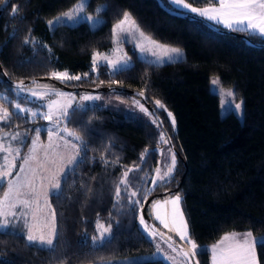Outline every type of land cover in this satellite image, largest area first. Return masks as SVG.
<instances>
[{
  "label": "trees",
  "instance_id": "1",
  "mask_svg": "<svg viewBox=\"0 0 264 264\" xmlns=\"http://www.w3.org/2000/svg\"><path fill=\"white\" fill-rule=\"evenodd\" d=\"M75 1L8 0L4 4L0 11V69L4 73L0 70V92L10 89L13 80L50 79L51 72L62 69L82 77L79 81L61 82L73 89L113 86L109 91L125 97L135 95L133 91L143 92L145 103L137 97L160 118L166 138L171 137L170 143L177 150L173 181L159 186L150 199L154 192L173 187L180 180L176 190L181 192V207L197 244L212 243L232 231L264 233V38L245 31L218 32L195 15L168 5L166 0L161 1L184 14L168 12L157 0H88L89 12L107 5V11L100 13V25L90 28L81 23L50 30L46 20ZM185 1L195 6L210 3ZM13 4L18 7L16 17L11 15ZM124 11L131 13L140 29L151 37L180 46L182 59L155 67L133 55L134 67L130 71L113 74L104 63L93 71V52L112 47L111 25ZM25 37L35 38L37 43L25 44ZM245 37L262 44H250ZM213 74L221 85L231 86L234 96L243 101L240 119L229 112L219 114L218 95L208 88ZM12 99L23 100L15 96ZM153 99L161 101L173 114L174 130L162 111L152 105ZM0 107L15 112L6 102ZM73 108L76 111L69 109L73 114L65 123L86 143L87 155L86 162L62 180V194H50L60 232L55 256L27 246L17 232L15 239L0 236V264H57L58 257L66 258V264H87L140 256L152 249L151 240L137 223L138 213L130 212L124 201L120 209H114L113 204L116 184L124 170L139 165L142 170L130 173L129 179L144 177L146 173L151 177L162 128L152 124L149 117L123 108L94 103ZM40 120L30 122L14 115L9 124L0 123V129L29 133ZM146 148L150 155L142 162L140 156ZM101 156L109 161L108 165ZM132 182L137 187H151L144 180ZM3 186L4 183L0 194ZM97 219L106 226L112 224V237L94 249L91 237L97 235ZM255 247L258 264H264V239L256 240ZM202 249L205 251L197 260L208 264L209 252ZM132 261L168 264L159 257Z\"/></svg>",
  "mask_w": 264,
  "mask_h": 264
},
{
  "label": "snow or ice",
  "instance_id": "2",
  "mask_svg": "<svg viewBox=\"0 0 264 264\" xmlns=\"http://www.w3.org/2000/svg\"><path fill=\"white\" fill-rule=\"evenodd\" d=\"M7 2L8 0H0V5L6 4ZM167 3L176 9H185L216 23L223 24L232 31H245L250 35L264 38V0H210V6L203 8L192 7L185 0H167ZM87 7L88 0H78L67 12L60 14L52 20H48L47 24L49 29L55 30L58 27H71L72 25H79L81 23H87L90 28H96L103 21L100 13L107 11V5L98 7L95 10V16L86 14ZM11 15L13 17L18 15V7L14 4L11 7ZM12 38H15V33H13ZM112 40L116 45L112 49L115 59H110L109 56L99 52H93V71L101 67L100 61L104 62L105 67H110L113 74L130 71L134 65L128 53L124 52L120 47L121 44L125 43H132L134 50H139V58L148 66L160 67L165 64L179 62L182 59V52L179 48L161 44L150 36H147L140 29L132 14L127 11L113 25ZM24 43L35 45L37 41L35 38L29 39V37H25ZM44 47H47V45H44ZM149 56L151 59L148 58ZM87 75L85 73L84 77H87ZM51 78L61 82L70 80L79 81L82 79L81 76L70 75L66 71L53 72L51 73ZM212 84L214 86L219 85V78L214 79ZM32 85H35V87L25 85L24 81L21 80L15 83L10 89L6 88L4 92H0V103L6 102L15 109L13 113L9 112L8 107H0V123L9 124L15 115L17 118H24L30 122H35V119L39 118L53 124V128L51 129L36 128L32 130L35 132V137L31 140L29 154L23 157L14 179L8 178L12 177V170L16 168L15 161L21 156V147L26 146L28 130H25L23 133L3 132V135H0V185L5 180L8 183V191L0 199V236H11L15 239L17 238L16 233L20 232L27 246L34 248L36 251H48L51 256H55L60 238V232L56 222V213L54 210H51L44 218H40L38 213L43 211V207L51 209L47 196L49 194H55L59 197L62 194V180L70 174H74L76 168L86 162L87 145L75 131H70L67 127L59 128L61 121L69 119L70 115L76 111L72 103L76 97L54 86L40 85L35 79L32 80ZM9 92L12 93V96L22 98L25 102L30 98L45 100L49 96H54L56 99H49L46 104L41 105V107L47 108V111H39V109L33 110L31 107H22L20 102H13ZM139 95L142 96L143 92L139 93ZM227 95L234 97L235 94L229 90ZM100 99L101 97L99 95L94 96L91 94H85L80 97L81 101H96ZM133 103L141 112L149 116L152 124L158 128L161 127L163 122H158L156 118H153L154 113L149 112L138 100H134ZM155 105L167 112L165 105L161 101L156 100ZM79 107L84 108L86 105L80 104ZM221 108L222 111L243 117V101L239 103H233V101L222 102ZM69 109H72L73 113H69ZM167 116L171 119V125L174 130L175 118L171 112H167ZM2 131L3 129H0V132ZM41 131H47L48 133L49 143L47 145H41L39 143ZM60 132H65L68 136L73 137L74 140L79 141L78 145L64 140V144L66 146L70 145L71 148V153L66 161L64 155L57 151L60 145L54 142V137L63 139V137L59 136ZM159 139L164 144H168L170 143L171 137L166 138L165 132L161 131ZM11 141H19L21 147L14 148ZM41 147L44 148L46 159H48L50 155L49 150H51V154L61 162L58 172H52L47 178L48 189L43 193L45 196L43 206H41L39 201L41 193L36 191L34 185L35 169L31 170L33 173L31 177H28L25 173V166L30 161L36 159V152ZM81 152H84L83 156ZM168 153L170 162L165 165L166 170L161 172L160 168H156L155 175L150 178L149 174L146 173L144 177H133L129 179L130 173L142 170L139 165L124 170L119 182L116 184L113 208H122V201H124L130 212L138 213L142 233L155 244L156 253L153 254L154 256L159 255L161 260L170 262V264H199L196 257L201 255L205 250L199 248L196 241L191 237L187 220L181 209V195L175 194L164 200H153L148 211L145 212L144 209V205L148 201L151 193L159 186H167L174 179L173 174L177 165L176 153L172 151V148H168ZM149 155L150 151L146 148L141 153V161H145ZM101 160L105 165H108L109 161L103 156H101ZM52 162L56 163V160L54 159ZM21 173H25L23 184L21 183ZM133 180H144L146 183H150L151 187H145L144 184L137 187L133 184ZM23 186L30 188L31 194L35 199L19 198L21 196L20 189ZM33 204L36 205L35 209H33ZM18 207L20 209L19 212L16 211ZM146 216L159 221V224L164 229H167L168 233H175L182 243L177 244L171 235L164 233L154 226L149 219H146ZM117 224H119V221H117ZM95 229L97 235L91 237V246L94 249L97 246H102L105 241L111 239L112 224L108 223L106 226L97 219ZM161 240L167 244L170 252L165 251L161 247ZM83 243H87V234H85ZM255 246L256 240L253 239V233L251 231L242 235L235 233L225 235L218 243L211 246L212 264H258ZM56 259L57 264H66V258L58 257ZM128 264H135V262L130 261Z\"/></svg>",
  "mask_w": 264,
  "mask_h": 264
},
{
  "label": "rangeland",
  "instance_id": "3",
  "mask_svg": "<svg viewBox=\"0 0 264 264\" xmlns=\"http://www.w3.org/2000/svg\"><path fill=\"white\" fill-rule=\"evenodd\" d=\"M77 2H78V0H76L75 2H73L65 10H63V11H61L59 13H56L53 16L49 17L46 20V23H47L48 20H52L55 17L59 16L60 14H62L64 12H67ZM166 2H167V0H166ZM185 2L188 3L187 1H185ZM170 6H172V5H170ZM208 6H210V3H208V4L204 5V6H195V5H192V7H196V8H203V7H208ZM182 10L185 11L186 13L195 15L197 17H201V16H199V15H197L195 13H192V12H190L188 10H185V9H182ZM123 13H122V15H121V17L119 19L122 18ZM86 14H90V15L95 16L96 15V12H89V11L86 10ZM201 18H203L205 20H208V21H211V22H214V21L209 20V19L204 18V17H201ZM119 19H117L116 21H114L112 23V25H111V40H112V27H113L114 24H116L119 21ZM214 23H216V22H214ZM217 24L222 25L223 27H225L223 24H220V23H217ZM145 34L147 36H150L147 33H145ZM151 38L154 39V40H156L157 42H159L161 44H165V45H168L170 47L179 48L181 50L182 56H183V49L180 46L173 45V44H168V43L159 41V40H157V39H155L153 37H151ZM112 43H113V40H112ZM114 47H116V45L113 43L112 47L109 50H107V51H96V52H99L101 54L107 55V56H109L110 59H115V55L112 52V49ZM120 47L123 49L124 52L128 53V56L131 59V61L133 60V55H135L136 57L139 58V50L138 49H135L134 50L132 43L121 44ZM148 58L151 59L150 56ZM100 63H104V62L103 61H100ZM108 68L111 70L110 67H108ZM57 71H59V72H65L66 70H64V69H62V70H55L53 72H57ZM53 72H51V73H53ZM66 72H68V71H66ZM69 74L70 75H78V74H74V73H69ZM217 78H218V76L216 74H213V75L210 76L209 81H208V88L211 91L217 93V95H218V111H219V114L220 115H223L224 113H226V111H222V108H221V103L222 102H225L226 103L228 101H233V103H239L242 100H241V98H236L235 96L234 97H229L227 95V92L229 90L233 91V89H232L231 86H229V85H227V86L221 85L220 82H219V85L214 86L212 84V81L214 79H217ZM36 81L40 85L54 86L55 88H57V89L65 92V93H68V94H71V95L75 96L76 99L72 102L73 105L79 106L80 104L87 105V104H93L94 103V104L102 105V106L123 108V109L128 110V111H134V112H138V113H140L142 115H145V113L141 112L140 109L133 103L134 100H138V101H140L141 104H143L145 106V104L137 96H135V95H130L129 97H125V96L118 95V94H116V93H114L112 91H109V90H101V89H96V88H78V89L71 88L70 89V88H68V86L63 85L61 83V81L56 80V79H53V78H50V79H41V80H36ZM70 81H73V80H70ZM65 82H69V81H65ZM25 85H28L30 87H35V85H32V81L31 82H28V83H25ZM218 89H219V91H218ZM85 94H91V95H94V96L95 95H99L101 97V99L100 100H96V101H81L80 100V97L83 96V95H85ZM49 99H56V97L49 96V97H46L45 100H37L35 98H30L27 102H25L24 100H18L17 99V100H13V102H20L22 107H31V108H33V110L39 109V111H47V108L41 107V105L46 104ZM155 101H156V99H153L152 105L156 109L162 111V113H163V115L165 117V120H166L167 124H169L170 126H172L171 125V119L167 116V112H170V110L166 108L167 109V112H166L163 109L158 108L155 105ZM10 108L13 109V110H15L13 107H10ZM145 116L147 118L149 117L147 115H145ZM236 116L239 119L241 118L238 115H236ZM64 127H67V129H69L70 131H75V130H73L72 128H70V127H68L66 125L65 120L61 121V123L59 125V128H64ZM36 128L51 129V128H53V124L51 122H49V121H46V120H40L38 123H35L34 124V126H33L32 129L34 130ZM3 132L15 133V132H17V130H13V131H5V130H3L2 132H0V135H3ZM77 135H78V133H77ZM59 136L60 137H63V139H59L57 137H54V142L56 144H59L60 145V148L57 149V151L60 152V153H62L64 155L65 161H66L67 158H68V156H69V154L71 153V148H70V145L66 146L64 144V140L70 141L71 143H75V144H78V145H79V141L74 140L73 137L68 136L65 132H60L59 133ZM34 137H35V132L34 131L29 132L28 133V136H27V139H26V146H23V147H21V145L19 144V141H11V144H12V146L14 148L15 147H21V156H20V158L16 159V161H15L16 168L12 170V177H9L8 179H14L16 177V172L19 170V167H20V165L22 163L23 157H25V156H27L29 154V149L31 148V140ZM39 143L41 145H47L49 143L47 131H44V136H41V134H40V141H39ZM168 148H171V146H170L169 143L168 144H164L163 142H161V144L158 146V150H157L158 153H157V157H156V162L154 164V167H153V171H152V175L151 176H154L155 175V169L156 168H160L161 169V172H163L164 170H166L165 169V165H167L170 162ZM49 152H50V155H49L48 159H46L45 158V155H44V148L43 147L38 148V150L36 152V159L33 160V161H30V163L25 166V173L27 174L28 177H31L33 175V173H32L31 170L32 169H35L36 175H35L34 185H35L36 191L38 193H41V195L39 197V201H40L41 206H43V202H44V199H45V196L43 195V193L45 192V190L48 189V179L47 178L50 176V174L52 172H58V169H59L60 164H61V162L54 155L51 154V150H49ZM54 159L56 160V163H53L52 162ZM176 159H177V157H176ZM41 166H43V167H41ZM25 173H21L20 174V176H21V183L22 184L24 183V179L23 178L25 176ZM7 191H8V183H7V180H5L4 181V186L2 187V191H1V194H0V199L3 198L4 193L7 192ZM20 191H21V196L19 197L20 199H30V200L31 199H35V197L31 194V190H30L29 187L23 186V187H21ZM175 194H180L181 195V192L179 190H175L173 192H167V193H164V194H161V195L154 196L147 203L146 208H145V212H147L148 209L151 207V202L153 200H164V199L169 198V197H171V196H173ZM47 200H48L49 204L51 205V203H50V194L47 196ZM35 207H36V205L33 204V209H35ZM181 209H182V207H181ZM51 210H53L52 209V206H51V209H48L47 207H43V211L42 212H39L38 213V216L40 218H44ZM16 211H18V212L20 211L19 207L16 209ZM146 218H147V216H146ZM149 219L157 227H159L160 230H162L164 233H166L168 235H171L172 238L176 239V242L178 244L182 243L179 240V237L175 233H168V230L167 229H164L163 226L159 224V221H156V220H154L152 218H149ZM137 223L139 225L138 214H137ZM139 227L141 228L140 225H139ZM246 232H249V230L226 232V233H224L222 235L221 239L225 235H230V234H233V233L242 235V234H244ZM221 239H219V241ZM253 239L254 240L264 239V233L258 234V235L253 234ZM160 244H161V247L165 249V251H169L170 252V249L167 248V244L163 240L160 241ZM197 245L201 249L202 248H206L208 250V252H209V249H211L210 243H208V244H197ZM154 253H156V247H155V244L152 242V249L150 250V252H148L146 254H143V255H140V256L139 255L138 256H127V257H123V258H120V259L107 258V259L99 260L98 262H92V263H87V264H112V263H115L117 261L130 262L132 260L139 259V258H154V257H159L160 258L159 255H155L154 256L153 255ZM196 260H197V257H196ZM167 263L170 264V262H167ZM209 264H212V258H211V253L210 252H209Z\"/></svg>",
  "mask_w": 264,
  "mask_h": 264
},
{
  "label": "water",
  "instance_id": "4",
  "mask_svg": "<svg viewBox=\"0 0 264 264\" xmlns=\"http://www.w3.org/2000/svg\"><path fill=\"white\" fill-rule=\"evenodd\" d=\"M158 1V3H159V5L163 8V9H165V10H167L168 12H171V13H174V14H179V15H183L184 13H182V12H179V11H177V10H174L173 8H170V7H168V6H166L164 3H162V1L161 0H157ZM4 6V4L3 5H0V11H1V9H2V7ZM194 17H196V18H198L201 22H203L204 24H206L209 28H211V29H213V30H216V31H218V32H225V33H229V34H232V33H235L234 31H232V30H222L221 28H218L215 24H213V23H211V22H209V21H207V20H205V19H203V18H201V17H197V16H194ZM245 39L250 43V44H254V45H261L262 43H260V42H254V41H252V40H250L249 38H247V37H245ZM1 70V72L3 73V71H2V69H0ZM4 74V73H3ZM33 79H31V81H32ZM21 81V80H20ZM14 84L15 83H17L18 81H15V80H13L12 81ZM29 81H24V83H28ZM68 88H73V87H71V86H68ZM93 88H96V89H107V90H112L113 89V86H109V87H106V88H104L103 86H101V87H93ZM139 93L140 92H137V91H133V94H135L136 96H138L144 103L146 102L145 101V99L143 98V95L141 96V95H139ZM151 112L153 113V110L151 109ZM154 116L156 117V119H157V121L158 122H160L161 120H160V118L157 116V115H155V113H154ZM161 128H162V130L165 132V134H166V131L163 129V124L161 125ZM166 136H167V134H166ZM170 144V146H171V148H172V150H173V152H176L177 150L175 149V147L174 146H172V144L171 143H169ZM179 182H180V180L178 181V184H179ZM178 184H176L175 186H173V187H170V188H164L163 190H161L160 192H154V195L155 196H157V195H161V194H164V193H167V192H173V191H175L176 189H177V187H178ZM150 197L151 196H149L148 197V201L145 203V205H144V209L146 208V205H147V203L149 202V200H150ZM146 219H149L148 217L146 218ZM150 220V219H149ZM150 222L154 225V226H156L151 220H150ZM157 227V226H156ZM158 229H160L159 227H157ZM162 231V230H161ZM177 243V242H176ZM178 244V243H177Z\"/></svg>",
  "mask_w": 264,
  "mask_h": 264
},
{
  "label": "crops",
  "instance_id": "5",
  "mask_svg": "<svg viewBox=\"0 0 264 264\" xmlns=\"http://www.w3.org/2000/svg\"><path fill=\"white\" fill-rule=\"evenodd\" d=\"M232 232H234V231H232ZM223 234H224V233H223ZM223 234H222V235H223ZM222 235H220V237H219L218 239H216L214 242L210 243V245L212 246L213 244L218 243V242H219V239H221ZM209 252L211 253L210 249H209ZM208 264H209V263H208Z\"/></svg>",
  "mask_w": 264,
  "mask_h": 264
}]
</instances>
